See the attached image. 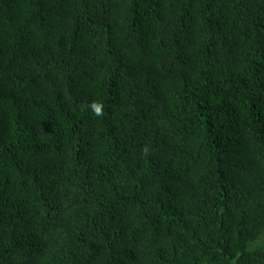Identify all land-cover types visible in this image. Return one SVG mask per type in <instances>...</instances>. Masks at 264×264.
Wrapping results in <instances>:
<instances>
[{
  "label": "trees",
  "instance_id": "1",
  "mask_svg": "<svg viewBox=\"0 0 264 264\" xmlns=\"http://www.w3.org/2000/svg\"><path fill=\"white\" fill-rule=\"evenodd\" d=\"M0 264H264V0H0Z\"/></svg>",
  "mask_w": 264,
  "mask_h": 264
},
{
  "label": "clouds",
  "instance_id": "2",
  "mask_svg": "<svg viewBox=\"0 0 264 264\" xmlns=\"http://www.w3.org/2000/svg\"><path fill=\"white\" fill-rule=\"evenodd\" d=\"M92 109L94 110V114L97 116L102 115V106L96 103L91 105Z\"/></svg>",
  "mask_w": 264,
  "mask_h": 264
}]
</instances>
